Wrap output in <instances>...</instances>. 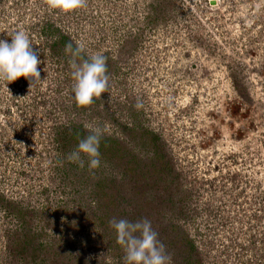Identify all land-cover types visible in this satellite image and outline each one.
Masks as SVG:
<instances>
[{"label": "rangeland", "instance_id": "374dc122", "mask_svg": "<svg viewBox=\"0 0 264 264\" xmlns=\"http://www.w3.org/2000/svg\"><path fill=\"white\" fill-rule=\"evenodd\" d=\"M33 29L41 79L0 81V264H124L113 218L150 220L171 264H264V0H0V37ZM64 39L107 57L90 106ZM89 127L92 170L68 159Z\"/></svg>", "mask_w": 264, "mask_h": 264}, {"label": "clouds", "instance_id": "9594fccd", "mask_svg": "<svg viewBox=\"0 0 264 264\" xmlns=\"http://www.w3.org/2000/svg\"><path fill=\"white\" fill-rule=\"evenodd\" d=\"M87 2L88 0H45L50 9H58L64 13L86 8ZM9 36L11 37H0V81L8 84L23 76L29 80L31 87L41 79L38 69L41 63L39 49L33 47L24 30H17ZM65 51L70 52L73 57L71 65L75 79L72 88L74 99L79 106H90L94 103V98H100L102 93L109 92L107 57L93 54L85 59L81 55L85 51L83 44H77L73 49L71 42L65 45ZM76 58H80L82 62L77 63ZM135 107L142 108V102L137 100ZM88 130L89 134L79 141L77 150L68 159L78 162L83 168V153L89 158L88 167L92 170L99 168L101 164L99 147L103 132L99 127H89ZM109 223L116 231L117 243L124 248V264H171V255L158 239V232L152 228L150 220L145 218L130 222L113 218Z\"/></svg>", "mask_w": 264, "mask_h": 264}, {"label": "built area", "instance_id": "2783aa9c", "mask_svg": "<svg viewBox=\"0 0 264 264\" xmlns=\"http://www.w3.org/2000/svg\"><path fill=\"white\" fill-rule=\"evenodd\" d=\"M26 31H28V30H25V32ZM44 34L42 31L41 32H39V31H37V29H33V31L32 32H30L29 34H28V36L29 37H31V42L33 43V47L35 48V49H39V59L41 60V63L38 65V69L42 72L43 70H41L40 69V67H41V65H43V64H46L45 62H44V58H43V56H46V57H48V49L47 48H45L43 45H42V34ZM51 60H50V62L49 63H47V64H52V68L54 69V76H56V81H55V86H57V85H59L60 87H62L61 85H62V75L61 74H59V72H58V65H59V62L57 61V59L56 58H54V57H52V58H50ZM45 69H46V67H45ZM44 69V70H45ZM19 81L20 82H22V83H27V81H28V79H26L25 77H23V76H21V77H19L16 81H14V82H11V83H13V84H11V83H8L10 86H8L9 88H10V91L11 92H19L18 90L20 89V88H23V87H21V85H23L22 83H20L19 84ZM7 84V85H8ZM14 96V95H13ZM17 96H19V95H17ZM15 97V96H14ZM13 97V98H14ZM22 96H21V100H22ZM10 99V98H9ZM12 99V98H11ZM23 103V102H22Z\"/></svg>", "mask_w": 264, "mask_h": 264}, {"label": "trees", "instance_id": "16d2710c", "mask_svg": "<svg viewBox=\"0 0 264 264\" xmlns=\"http://www.w3.org/2000/svg\"><path fill=\"white\" fill-rule=\"evenodd\" d=\"M64 40H65V42H64L65 45H66L67 43H69L66 39H64ZM71 128H72V127H71L70 125H67V124L62 125V137H64V135H66V134L71 130ZM67 131H68V132H67ZM84 137H85V135H84V136H81V139L84 138ZM62 141H65V138H64V139L62 138ZM101 142H102V143H101L100 145H102L103 142H104V139H103V138L101 139ZM99 150H102V151H103V149H100V148H99ZM104 151H105V150H104ZM133 159H134V158H132V160H133ZM115 163H118V161L115 160ZM121 172L123 173V170H120V173H121ZM122 175H123V174H122ZM124 175H125V174H124ZM124 175H123V176H124ZM131 196H132V195H131V193H130L129 198H131ZM142 209H143V207H141V206H139L138 208H136L137 211H141ZM130 214L133 215L131 211H130ZM131 218L134 219L133 216H132ZM132 221H134V220H132ZM138 221H139V220H138ZM22 226H23V225H22ZM22 228H23V227H22ZM22 228H21V230H22ZM22 233H23V234H27L26 230H23Z\"/></svg>", "mask_w": 264, "mask_h": 264}]
</instances>
